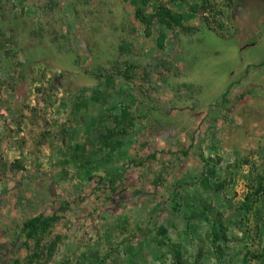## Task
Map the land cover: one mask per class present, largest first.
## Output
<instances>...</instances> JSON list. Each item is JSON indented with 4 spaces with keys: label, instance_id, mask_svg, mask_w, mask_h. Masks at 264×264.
Here are the masks:
<instances>
[{
    "label": "rangeland",
    "instance_id": "1",
    "mask_svg": "<svg viewBox=\"0 0 264 264\" xmlns=\"http://www.w3.org/2000/svg\"><path fill=\"white\" fill-rule=\"evenodd\" d=\"M15 262L264 264V0H0Z\"/></svg>",
    "mask_w": 264,
    "mask_h": 264
},
{
    "label": "trees",
    "instance_id": "2",
    "mask_svg": "<svg viewBox=\"0 0 264 264\" xmlns=\"http://www.w3.org/2000/svg\"><path fill=\"white\" fill-rule=\"evenodd\" d=\"M149 0H141L142 4H146ZM158 9V10H157ZM155 12L151 13L148 16L143 15L141 12V9L136 7L135 12L138 18L145 23L146 27H149L151 24V21L154 19L155 16H157L158 21L160 22H166L169 24V20L176 22L177 24L180 23L181 17L180 15L172 14L167 9H161V7L158 5ZM161 10V13L160 11ZM167 18V19H166ZM54 219V215L51 216H34L32 218H29L22 227V230L24 231L25 238H33L34 236H38L40 232L46 231L48 227L50 226V221ZM34 245L37 247L39 245V242L36 240ZM36 255V253L34 254ZM14 264H18L15 262Z\"/></svg>",
    "mask_w": 264,
    "mask_h": 264
}]
</instances>
